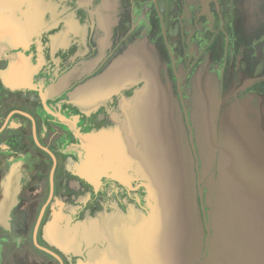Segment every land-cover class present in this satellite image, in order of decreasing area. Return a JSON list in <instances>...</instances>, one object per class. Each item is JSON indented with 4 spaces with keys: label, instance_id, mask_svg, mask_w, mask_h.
<instances>
[{
    "label": "flooded vegetation",
    "instance_id": "obj_1",
    "mask_svg": "<svg viewBox=\"0 0 264 264\" xmlns=\"http://www.w3.org/2000/svg\"><path fill=\"white\" fill-rule=\"evenodd\" d=\"M89 83L92 103L80 98ZM162 101L196 171L201 153L217 178L233 156L264 168V0H0V181L20 184L0 264H87L102 247L74 226L148 214L145 147L131 148L127 115ZM141 121L142 138L159 125Z\"/></svg>",
    "mask_w": 264,
    "mask_h": 264
},
{
    "label": "water",
    "instance_id": "obj_2",
    "mask_svg": "<svg viewBox=\"0 0 264 264\" xmlns=\"http://www.w3.org/2000/svg\"><path fill=\"white\" fill-rule=\"evenodd\" d=\"M130 106L129 144L133 148L143 140L145 147L141 172L147 181L148 214L116 211L100 218L92 229L74 226L75 238L84 234L102 247L87 264H264V168L251 164L238 168L233 156L217 178L214 155L201 153L206 166L196 171L179 129L180 115L170 102ZM141 119L159 123L149 137L139 136L136 125ZM100 152H91L89 160L94 163ZM204 188L207 214L197 195L203 198ZM19 192L17 179L0 181V223L6 222Z\"/></svg>",
    "mask_w": 264,
    "mask_h": 264
},
{
    "label": "crops",
    "instance_id": "obj_3",
    "mask_svg": "<svg viewBox=\"0 0 264 264\" xmlns=\"http://www.w3.org/2000/svg\"><path fill=\"white\" fill-rule=\"evenodd\" d=\"M124 62V60L122 58H119L116 63H115V66L117 67V69L120 68L121 64ZM121 75V74H120ZM120 75L118 76V81L121 80L120 78ZM11 76V75H10ZM9 74L8 76H6L7 78L10 77ZM115 77V74L113 71H110L109 73H107V75L105 76V81L108 79V78H114ZM66 82H64V84H62V87H65ZM97 83V82H96ZM102 83V82H100ZM103 84V83H102ZM86 89L83 91V96L80 95V98L86 102V103H92V101H94V98H93V95H92V92L91 90H93L92 87H94L93 85H91V83H89L87 86H84ZM115 87H118V84L117 82L115 83H112V84H109V86L106 88V93H110L111 95L115 94L116 91L119 90V88H115Z\"/></svg>",
    "mask_w": 264,
    "mask_h": 264
},
{
    "label": "rangeland",
    "instance_id": "obj_4",
    "mask_svg": "<svg viewBox=\"0 0 264 264\" xmlns=\"http://www.w3.org/2000/svg\"><path fill=\"white\" fill-rule=\"evenodd\" d=\"M0 254H1V251H0ZM15 264H21V263L16 262Z\"/></svg>",
    "mask_w": 264,
    "mask_h": 264
}]
</instances>
